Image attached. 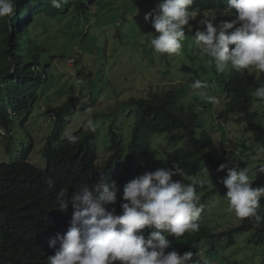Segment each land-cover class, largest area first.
<instances>
[{
    "label": "clouds",
    "instance_id": "clouds-1",
    "mask_svg": "<svg viewBox=\"0 0 264 264\" xmlns=\"http://www.w3.org/2000/svg\"><path fill=\"white\" fill-rule=\"evenodd\" d=\"M41 1L51 8H60L66 2ZM49 2L51 4H47ZM193 3L194 0H162L156 9L145 14L144 20L151 23L156 33L149 34L152 36L151 48L155 53L167 54L171 58L182 48V41L189 38L186 36V26H189L188 31L191 32L190 21L202 15L199 24L206 31L197 28L191 37L200 53L209 58V63L214 62L218 73H223L229 67L237 72L254 68L258 86L251 95L255 100L264 101V80L261 79L264 75V0H227L228 7L220 15H231L233 19L222 22L218 27L213 24L216 14L209 16L198 9H192ZM15 6L16 0H0V18L18 15ZM44 18L47 19L46 15ZM14 30L12 27L11 33ZM42 64L35 63L32 70L41 71L44 81L49 77L43 75L45 70ZM49 76L50 80H54L52 74L49 73ZM191 87L199 90L197 95L200 97L216 103V97L209 94L210 85L207 82L197 79ZM42 97L40 94L37 103H40ZM73 99L80 100L73 96L66 104ZM7 100V104H10L9 98ZM64 105L48 109L46 116H54L56 119L55 113ZM29 112L30 115L33 113ZM65 117L63 120L66 123ZM67 125L64 126L62 138L75 144L79 137L66 129ZM87 126L95 131L93 121L89 120ZM12 135L10 141L9 134L4 132L3 136L8 140L2 146L15 156V160L1 163L0 169L2 165L13 166L24 158L31 166L44 170L47 162L43 151L44 167L30 161L34 150L32 144L22 145L17 157L14 153L17 141ZM259 151L264 152V148ZM125 161L122 158V162ZM224 170H227V175L220 182L227 189L223 198L228 203V211L234 212L240 219L251 218L254 226L259 227L264 223V211L258 212V209L264 207L261 204L264 186L253 187L254 181L247 166L230 167L224 163L218 171ZM258 172L264 174V166L259 167ZM175 176L182 179L173 180ZM185 176L180 163L136 176L124 185L119 214L115 207H110L117 203L119 187L114 180L108 182L103 173H99L94 183L74 184V191L54 186V181L47 179L49 186L45 185L40 194L49 202L48 206L42 209L25 207L22 209L21 220L15 217L17 208H2L0 190V246L14 256L11 260H4L6 264H24V261L32 264H202L199 253L194 257L192 252L183 255L175 250L166 252L170 247L169 237L180 239L200 229L198 221L203 206L200 204L197 186L203 188L208 180L204 178L198 182L185 183ZM1 188L16 191L21 201L26 199L17 192L14 181H0ZM31 216L47 219L48 224L36 225ZM146 230L149 234L145 237ZM18 259L23 263H19ZM203 264L209 262L204 261Z\"/></svg>",
    "mask_w": 264,
    "mask_h": 264
},
{
    "label": "rangeland",
    "instance_id": "rangeland-1",
    "mask_svg": "<svg viewBox=\"0 0 264 264\" xmlns=\"http://www.w3.org/2000/svg\"><path fill=\"white\" fill-rule=\"evenodd\" d=\"M161 2L162 0H155V8ZM148 12L150 11L144 0H97L85 15L77 19H39V23L45 21V28L40 27L39 23L32 25L39 29L33 35H42L47 40L45 48L48 51L44 60L48 62L43 64V69H48L54 80L45 78L43 81L45 93L31 115L28 110H20L24 112L19 113L16 118L19 126L13 131L17 141L14 153L17 154L22 145L29 146L35 142L30 161L40 166L45 165L42 149L58 123L54 116L48 118L45 112L66 104L75 96L80 98V102L65 117L68 124L66 129L75 135L80 129H90L87 122L93 121L95 131L97 129L98 132V164L102 166L112 155L108 149L109 129L112 127L125 138L126 152L123 160H126L132 140L131 132L136 123V109L129 104V100L145 98L151 89L163 92L174 88L180 96L179 105L186 108L198 105L201 126L214 139L213 153L219 163L191 179L193 182L204 178L208 180L203 188L197 189L203 206L199 220L216 235L213 241L204 240L201 244L199 257L202 264L204 261L209 264H264V243L260 246L256 244L254 230L237 235L233 240L220 238L223 233L240 226L241 219L234 212L228 211V203L223 198L227 189L220 182L226 177L227 170L218 171L219 166L224 163H228L230 167L247 166L254 181L253 187L264 186V174L258 172L259 167L264 166V152L259 151L264 147L263 142L257 140L239 115L227 122L220 119L226 101L222 80L229 78L232 68L218 73L214 62L209 63V58L200 53L189 36L182 41L179 52L171 58L155 53L150 46L152 36L149 35H155V29L150 22L144 20ZM216 15L217 18L213 21L215 27L233 19ZM202 18L199 15L190 21L193 34L197 28L206 31L199 24ZM53 30L59 32L55 35ZM5 65L0 58V71L5 70ZM250 70L255 77L256 70ZM197 79L210 85L209 94L216 97V103L212 104L197 95L199 90L191 87ZM261 79L264 80V75ZM3 81L4 77L0 79V83L4 84ZM213 84L214 87H211ZM5 87L8 89V86ZM255 110L262 115L264 121V101L257 100ZM14 113L13 109L9 110L10 117L15 118ZM3 134L1 129L0 164L15 160V156L3 147L8 140ZM180 147L182 144H171L168 134L153 136L144 172L168 167L167 154Z\"/></svg>",
    "mask_w": 264,
    "mask_h": 264
},
{
    "label": "trees",
    "instance_id": "trees-1",
    "mask_svg": "<svg viewBox=\"0 0 264 264\" xmlns=\"http://www.w3.org/2000/svg\"><path fill=\"white\" fill-rule=\"evenodd\" d=\"M97 0H66L60 8L47 7L41 0H16L15 11L18 15L12 18H0V58L5 63V70L0 71V129L9 134L10 141L13 139V131L19 126L16 118L25 110L33 111L36 107L39 95H43V76L41 71H33L35 63L46 64L45 48L47 40L43 36L36 37L33 34L39 29L32 27L38 24L39 19L70 17L77 19L85 15ZM155 0H144L149 11L155 8ZM42 2V3H41ZM47 4H51L50 2ZM192 9H198L201 13L219 14L227 9V0H194ZM233 18L231 15H222ZM49 22V21H48ZM71 24V23H70ZM40 27H46V23L40 22ZM15 28L11 33V28ZM43 31V30H42ZM58 30H53L56 35ZM186 35L193 37V33L186 30ZM168 57L167 54H164ZM42 64V67L44 66ZM229 78H223L222 82L226 92L224 109L220 113V119L229 121L233 116L239 115L247 127L252 131L258 141L264 145V121L262 115L255 110L256 101L251 95L258 82L250 69L237 72L231 69ZM3 72V73H1ZM43 75L49 76L47 70ZM48 78V80H50ZM5 86H8L6 89ZM5 89H4V88ZM49 89L48 87H45ZM179 93L176 89H165L163 92H154L152 89L145 98H132L129 101L136 109V123L133 127L132 140L128 150L127 161L122 162L125 154V138L120 136L113 128L110 131L109 152L112 154L104 165H99L98 135L96 131L81 129L75 136L79 137L77 143L72 144L62 138L64 126L63 118L70 115L80 102L79 99L70 100L69 104L59 108L56 114L58 123L50 136L47 145L43 148V156L47 162L44 170L31 166L26 159H21L13 166L4 165L0 169V181L16 182V190L26 197L25 201L18 198L16 191L1 188V206L7 210L17 208L15 217L17 220L23 218L22 209L46 208L49 204L44 199L41 191L45 189L47 179L54 181V186H61L73 190L76 183H94L99 173H103L108 182L116 181L119 187L117 203L114 206L117 214L120 213L121 197L124 185L142 174L146 169V158L151 152V138L155 135L168 134L171 144L174 146L182 144L179 149L167 154L168 167L174 163H180L185 170V183L197 177L207 168L219 165L214 157V139L212 135L201 126V112L198 105L189 108L178 104ZM7 98L10 104H7ZM3 104V105H1ZM213 104V103H212ZM15 111V118L10 117L9 109ZM24 109V111H20ZM30 113V112H29ZM32 114V113H31ZM222 121V122H223ZM10 141L7 143L9 144ZM33 145V143H32ZM57 145V146H56ZM264 148V147H263ZM28 157V154H27ZM182 179L179 176L173 180ZM200 188L197 186V189ZM36 193V195H35ZM96 195V193H94ZM29 201L28 205L27 202ZM264 205V198L261 199ZM264 211V207L258 212ZM36 225L48 224L47 219L39 216H31ZM200 229L191 235L177 239L169 237L170 247L166 250H175L183 255L192 252L194 257L200 253L201 244L204 240L213 241L215 233L202 221H198ZM255 231V242L257 245L264 243V223L259 227L254 226L251 218L241 219V225L223 233L220 238L234 239L237 235ZM146 234L149 232L145 231ZM9 250L0 246V264H6L4 259H13ZM19 263H23L18 259ZM24 264H32L24 261Z\"/></svg>",
    "mask_w": 264,
    "mask_h": 264
}]
</instances>
